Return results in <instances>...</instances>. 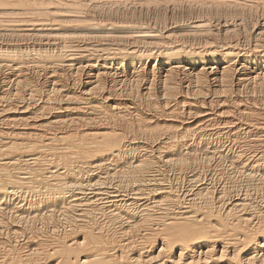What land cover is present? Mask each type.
I'll return each mask as SVG.
<instances>
[{
    "label": "bare ground",
    "instance_id": "obj_1",
    "mask_svg": "<svg viewBox=\"0 0 264 264\" xmlns=\"http://www.w3.org/2000/svg\"><path fill=\"white\" fill-rule=\"evenodd\" d=\"M0 264H264V0H0Z\"/></svg>",
    "mask_w": 264,
    "mask_h": 264
}]
</instances>
